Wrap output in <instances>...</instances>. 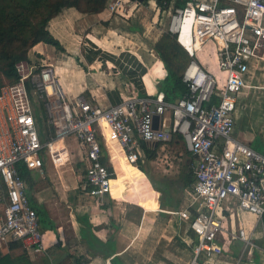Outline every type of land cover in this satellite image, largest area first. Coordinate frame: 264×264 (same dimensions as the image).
<instances>
[{
    "label": "built area",
    "instance_id": "2783aa9c",
    "mask_svg": "<svg viewBox=\"0 0 264 264\" xmlns=\"http://www.w3.org/2000/svg\"><path fill=\"white\" fill-rule=\"evenodd\" d=\"M130 2L109 0L107 10L123 15ZM161 12L168 21L164 27L158 20L160 30L173 34L190 58L182 71L186 91L174 102L165 101L162 90L128 91L107 106L83 94L68 96L54 66L30 56L16 61V76L0 84V250L12 241L27 253L45 249L19 166L42 172L47 157L56 171L65 169L73 157L66 139L72 137L82 167L79 188L98 204L114 202L113 146L143 170L144 146L152 150L174 134L191 155V187L169 210L193 236L182 237L191 252L187 264H220L235 252V242L243 245L237 262L252 258L256 249L264 257V246L253 240L258 232L264 238V152L232 134L239 95L251 85L250 64L264 59V0H186ZM210 42L212 72L195 58ZM41 122L45 134L39 133ZM243 211L256 215L249 231ZM103 264H114L112 257Z\"/></svg>",
    "mask_w": 264,
    "mask_h": 264
},
{
    "label": "crops",
    "instance_id": "0c3cea01",
    "mask_svg": "<svg viewBox=\"0 0 264 264\" xmlns=\"http://www.w3.org/2000/svg\"><path fill=\"white\" fill-rule=\"evenodd\" d=\"M136 1L149 7V10L154 13V24H157L158 20L164 22L165 16L167 19L166 12L163 13L161 10L176 6L175 2L177 0H169L167 7H161L156 0ZM163 2L165 3V1ZM185 2L186 0L180 6H183ZM134 7L135 5H133ZM66 9V11L62 12L63 9L62 13L60 12L61 14H57L48 22L50 32L60 41L62 49H57L48 43L39 42L28 50L27 56L43 59L51 63L56 70L59 82L68 96L83 94L89 101L107 106L119 103L123 98L122 93H127L128 91L145 95L157 92L159 80L165 76L166 70L155 47L151 50L158 56V61L150 59V65H148L140 56V52H137L138 54L124 50H120L118 54L104 52V48L90 37L92 36L95 40H98V37L94 35V32L99 29L98 26H103L104 23L109 24L110 22L107 21H110L113 15L124 19V14H110L107 9L100 13L82 14L74 8ZM160 15H162L161 19L159 18ZM160 32L163 31L160 30ZM81 33L85 34L84 39H81ZM203 53L210 57L209 60L211 62H209V65L205 67L202 62L197 61L207 70L214 71L216 68L213 52L206 53L203 51ZM186 57L187 59L180 74H182L190 59L187 53ZM57 60L60 61L57 62ZM113 64L117 66L114 67L118 68L115 71L112 69ZM101 65L104 67H101ZM255 66L259 67V61L254 58L249 67L250 73L251 68ZM253 77L257 78L256 74L251 73L247 78V83L251 84ZM9 79L10 77L2 76L0 84ZM242 92L239 95L238 103ZM237 109L238 106L234 114L233 131L235 134L240 135L244 133L239 131V125H236ZM244 135L250 137V134ZM234 137L239 139L236 136ZM250 138H254L257 143L256 146L261 148L260 152H264V138L257 133ZM172 139L178 141L174 134L170 140ZM67 140L73 141L75 148H78L74 138L66 139L69 146L71 144ZM61 144L62 142L59 140L58 145ZM247 144L255 150L258 149L252 143ZM158 147L160 146H155L153 149L156 150ZM70 150L72 149L70 148ZM148 153L152 156L151 151ZM148 153H146V160L149 157ZM112 158L117 173V176L112 179L114 182L111 191L112 195L115 198L124 200L123 192L126 190L127 184H129L131 186V198L127 200L131 206L121 203L122 201L114 203L108 202V200L103 204H98L95 199L85 195L79 188L81 175L79 177L75 172H67L68 168L56 171L47 157L44 158L42 172L28 169L23 165L25 172H27L26 177H22L27 184L26 193L31 206L39 211L38 217L45 246L44 251L40 253H27L30 264H68L71 262L76 264L75 258L77 257H79L80 262L82 260L91 264H103L104 259L110 256L114 264L188 263V258H185V260L170 259V255L174 252V247L180 245L182 247L184 245L188 249L182 237L185 239L190 238L188 235L189 230L185 229V224L179 223L177 217L169 212L173 208H169V206L160 207L161 195L159 199L157 198L160 192L152 189L151 193H148L146 187L148 183H145L146 169L142 166L143 170H141L128 163L121 154L120 148L115 145L112 149ZM46 161L51 164L57 179L50 181L46 179L44 174ZM75 163V165L81 166L79 160ZM72 168L70 170H73ZM67 174L75 176V183L64 179ZM49 182L56 187L50 186ZM65 187L70 192L65 191ZM184 189L186 191L189 187ZM57 192L61 193V197L57 196ZM174 198L177 197L174 196ZM179 201L181 203V199ZM137 206L141 210L136 211L135 207ZM44 224H47V226ZM259 239H261L259 241L260 246L263 247L264 238ZM161 241H164L162 245L169 249L170 254L153 257L154 249ZM255 242L257 243L256 240ZM147 243L150 248H145ZM6 251L7 244L1 248L0 252ZM255 251L259 254L261 264H264L262 253L258 249ZM224 259L225 261H220V264L254 263L253 258H244L237 262L235 252L225 256Z\"/></svg>",
    "mask_w": 264,
    "mask_h": 264
},
{
    "label": "rangeland",
    "instance_id": "374dc122",
    "mask_svg": "<svg viewBox=\"0 0 264 264\" xmlns=\"http://www.w3.org/2000/svg\"><path fill=\"white\" fill-rule=\"evenodd\" d=\"M131 5L127 6L125 10V16L124 19L120 18L118 16H111V20L107 21L110 22L109 24L104 23L103 26L99 25L97 29V32H94V35H96L98 40H95L94 37L93 40L102 48H104V52H112L111 54H118L120 50L128 51V52H140V56L142 59L150 65V59L158 61V56L152 51L153 47L158 44L160 40L164 37V31L160 32L161 27L160 23L154 24L153 16L154 13L149 10V7L146 6V4L140 3L136 0H131L129 3ZM133 5L135 7L133 8ZM65 8L62 12L66 11ZM61 12V13H62ZM60 13V14H61ZM161 16V17H160ZM159 18H162V15H160ZM164 23L163 26H167L166 16L164 17ZM103 23V22H101ZM83 33V32H82ZM81 33V39L85 38L84 35ZM100 39V40H99ZM80 40V39H79ZM109 50V51H105ZM203 50L206 53L212 52V43L210 42L208 45H206L202 50L198 51L196 53L195 58L202 62V64L207 67L209 65V62H211L209 59L210 57L203 53ZM34 54L33 52H31ZM152 53V54H151ZM138 54V53H137ZM115 56V55H114ZM32 57V56H31ZM212 57V56H211ZM87 59V58H86ZM60 60H57L59 62ZM116 65H112L113 71L118 68L114 67ZM264 59L259 60V68L258 66H255L254 68H251V73L256 74L257 78L253 77V81L251 82L252 86L245 87L244 91L242 92L240 101L238 103V109H237V121L236 125H239V131H241L244 134L249 135L250 137L254 136L255 133L259 134L264 138ZM101 67H104L101 65ZM7 69V63L6 61H0V78L2 76H5V70ZM107 69V68H106ZM164 72V71H163ZM116 73V72H113ZM250 73V74H251ZM255 85V86H254ZM32 100L36 99V96L30 95ZM39 133L42 131L43 134L46 132V126L42 122L39 124ZM244 134H235L233 131V135L239 138L242 141H245L247 143H252L256 146V142L254 138H250ZM69 139V138H67ZM43 140V139H42ZM68 143L71 144L69 147L73 151V157L70 158L71 164L67 165L65 167H68V171L75 172L76 175L80 177L82 173V167L75 165V162H78L79 160V148H75L74 142L71 140ZM60 146V145H58ZM258 151H261V148L259 146H256ZM72 152V153H73ZM152 152V151H151ZM152 156L148 157L147 160L142 163L143 168L146 169L147 172L145 178V183H148L146 186L148 189V193H151V190H156L157 186L159 185L157 183L158 180L162 178H177V174L179 171L183 169V167H190L189 166V160L191 158V155L187 152L185 145L183 141H174L169 140L164 145L158 147L156 150L153 149V152L151 153ZM73 168H72V167ZM72 168L73 170H70ZM126 169V167H125ZM126 172H128L126 170ZM44 174L48 181L55 180L57 177L53 173V169L49 161H46L45 168H44ZM78 177V178H79ZM64 179L69 180L71 183H75V176L72 174H67L64 176ZM114 182H112L113 185ZM49 185L52 186L53 183L49 182ZM55 188L56 186H52ZM51 187V188H52ZM130 185L127 184L126 190L123 192L124 200L119 199L118 202L127 204L128 206H131L127 199H130ZM65 191L70 192L68 188H64ZM55 190V189H54ZM172 195L180 198L182 201L183 195L185 194V189L182 190H176L171 191ZM57 196L61 197V193L59 194L57 192ZM160 194L157 195V198L159 199ZM161 197V196H160ZM116 201L114 200V203ZM133 204V203H131ZM136 206V205H133ZM136 211L141 210L138 206L135 207ZM243 217L247 222V231L251 229L253 224L256 221V215L249 212V211H243ZM177 220V219H176ZM47 226V224H44ZM181 230V228H180ZM190 237H193L192 234H188ZM261 236V233H257V236L253 237V240L257 241V244L260 245L261 239H259ZM162 243L164 241H161L159 245H157L154 249L153 257H161L163 254L169 255V249L167 247L163 246ZM148 243L145 244V248L148 247ZM233 250L235 251L236 257L238 256L239 252L241 251L243 245L241 242H235L231 246ZM150 248V247H148ZM189 249V248H188ZM184 245L181 247H174L173 248V254L170 255L171 260L176 259H189L191 258L190 250H188ZM165 250H167L165 252ZM253 264H261V260L259 259V254L257 251L253 252ZM47 260V258L45 257Z\"/></svg>",
    "mask_w": 264,
    "mask_h": 264
},
{
    "label": "trees",
    "instance_id": "16d2710c",
    "mask_svg": "<svg viewBox=\"0 0 264 264\" xmlns=\"http://www.w3.org/2000/svg\"><path fill=\"white\" fill-rule=\"evenodd\" d=\"M108 1L0 0V61H6L7 63L5 76L10 77V79L16 76L15 62L25 58L28 50L39 42L48 43L57 49H62L60 41L50 32L48 22L63 9L74 8L82 14L100 13L107 9ZM156 1L161 7H167L169 3V0ZM183 2L184 0H177L175 4L180 6ZM154 47L166 70L165 76L159 80L158 90L164 92L165 101L174 102L186 91L182 74H180L187 59L186 53L181 45L176 42L175 36L168 32L164 33L163 39ZM212 101H217V97L214 96ZM144 147L147 153L153 152V149L150 150L146 146ZM148 156L150 157L149 153ZM18 170L20 175L25 178L27 172H25L24 166H19ZM192 181L190 167H183L177 178L164 177L158 180L159 185L156 190L161 195L160 207L177 208L180 204V198H174L171 191L182 190L186 187L190 188ZM36 212H39L38 209ZM75 262L81 264L79 257L75 258ZM0 264H30V260L21 243L12 241L7 243L6 252H0Z\"/></svg>",
    "mask_w": 264,
    "mask_h": 264
},
{
    "label": "water",
    "instance_id": "95a60500",
    "mask_svg": "<svg viewBox=\"0 0 264 264\" xmlns=\"http://www.w3.org/2000/svg\"><path fill=\"white\" fill-rule=\"evenodd\" d=\"M139 1H141V0H139ZM157 123H158V116L155 115L154 118H153L154 127H157Z\"/></svg>",
    "mask_w": 264,
    "mask_h": 264
},
{
    "label": "bare ground",
    "instance_id": "6f19581e",
    "mask_svg": "<svg viewBox=\"0 0 264 264\" xmlns=\"http://www.w3.org/2000/svg\"><path fill=\"white\" fill-rule=\"evenodd\" d=\"M158 69H159V68H158ZM159 70H160V69H159ZM157 71H158V70H157ZM156 73H157V72H156ZM112 182H113V181L111 180V191H112V186H113V185H112Z\"/></svg>",
    "mask_w": 264,
    "mask_h": 264
}]
</instances>
